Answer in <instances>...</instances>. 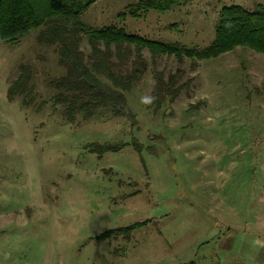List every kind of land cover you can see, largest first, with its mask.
<instances>
[{
  "label": "rangeland",
  "instance_id": "374dc122",
  "mask_svg": "<svg viewBox=\"0 0 264 264\" xmlns=\"http://www.w3.org/2000/svg\"><path fill=\"white\" fill-rule=\"evenodd\" d=\"M138 1L97 0L80 20L201 49L222 7L264 6L189 0L118 18ZM37 34L0 42V264H264V57L236 48L178 63L142 50L146 70L125 93L129 120L99 111L68 123L49 102L48 81L64 74L57 46ZM79 47L89 53L84 35ZM21 65L31 70L29 107L7 98ZM176 69L189 87L154 108V73Z\"/></svg>",
  "mask_w": 264,
  "mask_h": 264
},
{
  "label": "trees",
  "instance_id": "16d2710c",
  "mask_svg": "<svg viewBox=\"0 0 264 264\" xmlns=\"http://www.w3.org/2000/svg\"><path fill=\"white\" fill-rule=\"evenodd\" d=\"M97 0H0V42L14 43L17 39L37 30V41L57 46V65L64 74L48 81L55 93L49 102L61 108V116L74 123L94 118L99 111L129 120L125 93L129 92L146 70L141 51L151 56L173 57L178 63L183 59L202 61L217 58L236 48H243L264 57V6L252 11L236 5H227L218 11L214 37L204 48H192L177 43L148 40L130 34L113 25L92 28L80 20ZM189 0H139L127 6L118 18H140L149 11L164 13ZM81 35L89 45V53L80 50ZM132 61L127 67L128 59ZM184 73L176 69L166 78L155 72L152 106L159 109L163 102L173 103L189 87L190 80L180 82ZM31 70L21 65L17 77L9 83L7 98L20 100L22 107L34 102V87L30 83ZM125 144L100 147V152H116ZM132 145V143H131ZM136 152L139 148L133 143ZM137 227L143 223H137ZM131 226V227H130ZM124 231L137 227L130 225ZM123 232V230H120ZM110 231L106 236L112 235ZM193 264V263H189Z\"/></svg>",
  "mask_w": 264,
  "mask_h": 264
}]
</instances>
